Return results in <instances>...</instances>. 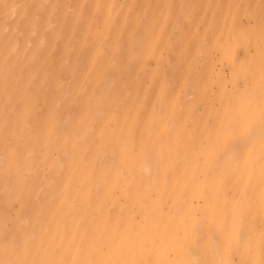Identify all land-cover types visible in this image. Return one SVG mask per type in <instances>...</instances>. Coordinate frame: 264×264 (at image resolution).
<instances>
[{
    "label": "bare ground",
    "instance_id": "bare-ground-1",
    "mask_svg": "<svg viewBox=\"0 0 264 264\" xmlns=\"http://www.w3.org/2000/svg\"><path fill=\"white\" fill-rule=\"evenodd\" d=\"M1 94L0 264H264V0H0Z\"/></svg>",
    "mask_w": 264,
    "mask_h": 264
},
{
    "label": "rangeland",
    "instance_id": "rangeland-1",
    "mask_svg": "<svg viewBox=\"0 0 264 264\" xmlns=\"http://www.w3.org/2000/svg\"><path fill=\"white\" fill-rule=\"evenodd\" d=\"M174 1H176V0H174ZM242 17H243V18H242ZM242 17H241L242 19H245V16H244V15H243ZM155 37H157V38H158V37H163V34H157ZM224 80H225L227 83H230V82H231V77H230L229 75H226L225 78H224ZM48 86L51 87V89H52V85L49 84ZM45 87H47V86H45ZM45 87H44L45 92H46V91H49L50 88H49V89L46 88V89H47V90H46ZM23 89H24V88H23ZM23 89H22V90H23ZM51 89H50V90H51ZM22 90L19 89V91H17L16 93H14L15 96H14V95H13V96H14V99H16V101L19 100V98H21V96H22L21 93H22V92H20V91H22ZM19 94H21V96H20ZM18 95H19L20 97H19ZM190 95H192V94H190ZM2 97H3V95L1 94L0 98H2ZM37 100H38V99H37ZM0 101H2V100L0 99ZM13 101L16 103L15 100H13ZM61 101H63V100H61ZM17 103H18V102H17ZM17 103H16V104H17ZM0 104H1V102H0ZM16 104L13 103V105H16ZM47 105H49V104H46V105H44V106L47 107ZM37 106H39V105H37ZM40 106H41L40 109L42 108V109H41V111H42L43 108H44V106H42V105H40ZM16 107H17V106H16ZM4 109H5V111H6V108H5V107H3L1 111H4ZM36 109H38V108H36ZM38 110H39V109H38ZM38 110H37V111H38ZM5 111H4V112H5ZM6 112H7V111H6ZM6 112H5V113H6ZM0 113H1V112H0ZM6 114H7V113H6ZM1 116H3V113H2ZM35 124H36V123H35L34 121H31V120H30V121H27V122L25 123L24 126H26V127H25L26 129H30V128L34 127ZM47 126H48L49 128L52 127V125H47ZM44 131H45V129H41V133L43 134V136H44ZM188 131H189V133L187 134L186 138H187V141H189V144H192V143H193V139H192L191 137L193 136V132H194V131H193V130H188ZM163 134H164V133H163ZM165 136H166V135H163L162 137H165ZM2 148H3V149H2ZM1 149H2V150H5V147H4L3 144H0V150H1ZM34 150H36V147H35ZM33 186H36V187L34 188L35 190H39V188H40V187H39V186H40L39 183H34Z\"/></svg>",
    "mask_w": 264,
    "mask_h": 264
}]
</instances>
